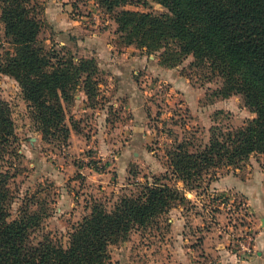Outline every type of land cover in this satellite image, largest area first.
I'll return each instance as SVG.
<instances>
[{
  "label": "rangeland",
  "instance_id": "374dc122",
  "mask_svg": "<svg viewBox=\"0 0 264 264\" xmlns=\"http://www.w3.org/2000/svg\"><path fill=\"white\" fill-rule=\"evenodd\" d=\"M30 6L42 21L39 45L76 60L94 59L99 92L92 104L76 100L67 107L66 144L46 142L17 83L0 74V98L11 109L15 129L2 160L10 176L9 219L27 208L41 219L33 242L66 243L95 203L110 210L159 178L185 202L110 246L111 264H208L214 260L205 249L214 241L249 247L264 218V154H252L236 168L210 171L187 189L171 176L168 153L178 143L201 151L213 129L245 127L254 114L240 94L214 95L218 82L192 67V57L164 63V50L127 46L116 33L113 17L123 11L159 16L166 9L155 0H30ZM7 47L0 20V53ZM109 59L112 66L103 63ZM226 176L242 192L214 193L211 187ZM174 217L180 221L175 227L169 221Z\"/></svg>",
  "mask_w": 264,
  "mask_h": 264
},
{
  "label": "trees",
  "instance_id": "16d2710c",
  "mask_svg": "<svg viewBox=\"0 0 264 264\" xmlns=\"http://www.w3.org/2000/svg\"><path fill=\"white\" fill-rule=\"evenodd\" d=\"M155 1L166 13L123 11L113 17L121 40L149 53L164 50V63L192 57V67L202 68L209 82H218L214 95L223 99L242 95L255 116L242 128L213 129L201 151H188L186 143L175 145L168 153L171 176L191 189L210 171L236 168L250 155L264 154V0ZM0 20L8 45L0 53V74L17 83L42 139L66 144L71 132L67 107L78 93L91 104L98 95L97 62L40 46L42 21L30 0H0ZM14 130L11 109L0 98V264H111L110 246L185 202L177 188L156 178L110 210L95 203L71 228L66 243L33 242L40 229L37 213L26 208L9 219L10 176L3 171L2 160Z\"/></svg>",
  "mask_w": 264,
  "mask_h": 264
},
{
  "label": "crops",
  "instance_id": "0c3cea01",
  "mask_svg": "<svg viewBox=\"0 0 264 264\" xmlns=\"http://www.w3.org/2000/svg\"><path fill=\"white\" fill-rule=\"evenodd\" d=\"M53 12V11H52ZM47 15L51 13L47 10ZM65 44V43H63ZM105 53H108V48L101 47ZM106 65L112 66V59L103 61ZM77 103L84 102L86 97L84 94L80 93L76 97ZM79 100V101H78ZM78 106V105H77ZM85 112V111H83ZM227 179V183H222L223 180ZM225 178H220L214 186L211 187L214 193H223V192H242L234 183V180H228V176ZM247 196H249L247 194ZM175 218V217H174ZM179 218L169 220L170 223L175 227L180 224ZM175 225V226H174ZM214 240V239H212ZM213 247H207L205 249L208 254H210L216 264H264V227H259L256 231L255 238L252 241V244L249 247H246L242 242H232L228 239L214 241ZM248 248L249 252L246 253L244 249Z\"/></svg>",
  "mask_w": 264,
  "mask_h": 264
},
{
  "label": "built area",
  "instance_id": "2783aa9c",
  "mask_svg": "<svg viewBox=\"0 0 264 264\" xmlns=\"http://www.w3.org/2000/svg\"><path fill=\"white\" fill-rule=\"evenodd\" d=\"M244 251H245L246 253H248V252H249V249L246 248V249H244ZM208 264H216V262H215V261H210Z\"/></svg>",
  "mask_w": 264,
  "mask_h": 264
},
{
  "label": "water",
  "instance_id": "95a60500",
  "mask_svg": "<svg viewBox=\"0 0 264 264\" xmlns=\"http://www.w3.org/2000/svg\"><path fill=\"white\" fill-rule=\"evenodd\" d=\"M261 226L264 227V218L261 219Z\"/></svg>",
  "mask_w": 264,
  "mask_h": 264
}]
</instances>
